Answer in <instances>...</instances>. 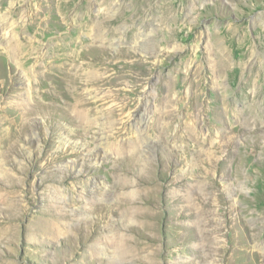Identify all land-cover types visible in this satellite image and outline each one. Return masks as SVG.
I'll use <instances>...</instances> for the list:
<instances>
[{
  "label": "rangeland",
  "instance_id": "374dc122",
  "mask_svg": "<svg viewBox=\"0 0 264 264\" xmlns=\"http://www.w3.org/2000/svg\"><path fill=\"white\" fill-rule=\"evenodd\" d=\"M0 225V264H264V0H0Z\"/></svg>",
  "mask_w": 264,
  "mask_h": 264
},
{
  "label": "bare ground",
  "instance_id": "6f19581e",
  "mask_svg": "<svg viewBox=\"0 0 264 264\" xmlns=\"http://www.w3.org/2000/svg\"><path fill=\"white\" fill-rule=\"evenodd\" d=\"M18 59H19V58H18ZM18 61H19V60H18ZM17 63H18V62H17ZM58 82H59V81H58ZM58 84H59V83H58ZM59 85H60V84H59ZM23 100H25V99H23ZM20 102H21V101H20ZM75 104H76V103H75ZM75 107H78L77 104L75 105ZM81 118H82V116H81ZM33 136H34L35 139H36L37 136H36V133H35V132L33 133ZM34 137H32V138H34ZM38 140H39V139L37 138V141H38ZM34 142H35V141H34ZM38 142H39V141H38ZM101 154H102V153H101ZM98 155H99V154H98ZM98 155H95V154H94V157L96 158V159H95V158H94V159H95L96 161L99 159V158L97 159ZM102 155H103V154H102ZM100 156H101V155H100ZM103 156H104V155H103ZM103 156H102V157H103ZM81 162H82V161H81ZM92 162H93V161H92ZM74 163H75V162H74ZM95 163H96V162H95ZM97 163H98V162H97ZM79 164H80V163H79ZM76 165H77V164H76ZM71 167H72V166H71ZM78 173H79V171H78ZM132 194L135 195L134 193H132ZM78 212H79V211H78ZM130 213H131V214H134L135 217L140 218V214H139L140 212H139V211L134 210L133 212H130ZM87 218H88V217H87ZM50 222H51V221H50ZM53 225H54V224H53ZM53 225L51 226V227H52V229H51L52 231H51V232H52V233H55V231H56V226H53ZM56 225H57V224H56ZM0 227H1V225H0ZM0 231H1L2 233H4V227L1 228Z\"/></svg>",
  "mask_w": 264,
  "mask_h": 264
}]
</instances>
